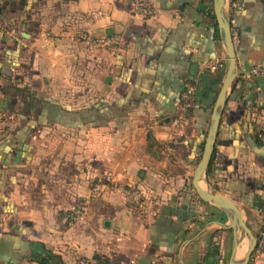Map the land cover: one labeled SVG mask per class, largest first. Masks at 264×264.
<instances>
[{
    "label": "crops",
    "instance_id": "crops-1",
    "mask_svg": "<svg viewBox=\"0 0 264 264\" xmlns=\"http://www.w3.org/2000/svg\"><path fill=\"white\" fill-rule=\"evenodd\" d=\"M152 3L142 18L127 0H0V264L48 253L61 264H229L230 220L193 186L226 76L214 0ZM226 6L239 76L207 176L259 235L264 75L251 69L264 66V0ZM103 37L118 38L116 53L90 49ZM186 81L196 99L180 131L172 119ZM128 186L145 190L140 210ZM73 206L84 217L70 225Z\"/></svg>",
    "mask_w": 264,
    "mask_h": 264
},
{
    "label": "water",
    "instance_id": "water-1",
    "mask_svg": "<svg viewBox=\"0 0 264 264\" xmlns=\"http://www.w3.org/2000/svg\"><path fill=\"white\" fill-rule=\"evenodd\" d=\"M226 4L227 0H214V11L226 50V76L213 109L202 158L195 169L193 186L202 200L220 208L230 220L229 227L233 229L234 241L233 253L229 264H249L257 246V237L248 226L242 207L230 198L216 192L210 185L207 176L215 149L220 120L239 76L237 51L231 33L232 22ZM244 237L247 238L248 242L247 250L242 258L237 259V248Z\"/></svg>",
    "mask_w": 264,
    "mask_h": 264
},
{
    "label": "built area",
    "instance_id": "built-area-1",
    "mask_svg": "<svg viewBox=\"0 0 264 264\" xmlns=\"http://www.w3.org/2000/svg\"><path fill=\"white\" fill-rule=\"evenodd\" d=\"M133 7L134 14L138 17L147 18L155 13L152 0H127ZM232 39L234 45L237 47L240 41V35L237 28L232 25ZM118 38L103 37L95 40H91L89 43L90 49L94 50L100 47H108L113 52H117ZM225 64H218L219 67H223ZM218 66H213L216 69ZM252 76L264 75V66H254L251 69ZM195 85L186 81L184 84L183 91L180 98L176 101V113L172 119L173 126L180 131L185 128L190 122L191 111L195 104ZM1 119H0V131H1ZM102 191L101 186L96 185L93 190V196L97 197ZM122 192L124 193L127 204L133 210H140L144 206L145 190L140 187H123ZM84 217V208L82 206H73L66 213V220L70 225H74L80 222ZM264 254V230L257 236V246L254 251L253 257H259ZM79 264H89L85 260H81Z\"/></svg>",
    "mask_w": 264,
    "mask_h": 264
},
{
    "label": "trees",
    "instance_id": "trees-1",
    "mask_svg": "<svg viewBox=\"0 0 264 264\" xmlns=\"http://www.w3.org/2000/svg\"><path fill=\"white\" fill-rule=\"evenodd\" d=\"M210 166H211V164H210ZM210 166H209L208 171H207L208 173L210 171ZM255 236L257 237L259 235L257 234ZM35 261H37L39 264H61V258L59 256L53 254V253H48L45 255L38 254L35 258Z\"/></svg>",
    "mask_w": 264,
    "mask_h": 264
},
{
    "label": "rangeland",
    "instance_id": "rangeland-1",
    "mask_svg": "<svg viewBox=\"0 0 264 264\" xmlns=\"http://www.w3.org/2000/svg\"><path fill=\"white\" fill-rule=\"evenodd\" d=\"M248 224V223H247ZM249 226V225H248ZM250 227V226H249Z\"/></svg>",
    "mask_w": 264,
    "mask_h": 264
}]
</instances>
